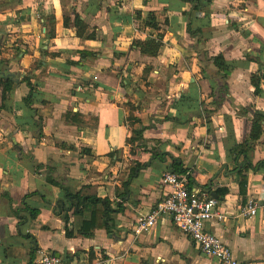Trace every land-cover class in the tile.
Wrapping results in <instances>:
<instances>
[{
  "label": "crops",
  "instance_id": "crops-1",
  "mask_svg": "<svg viewBox=\"0 0 264 264\" xmlns=\"http://www.w3.org/2000/svg\"><path fill=\"white\" fill-rule=\"evenodd\" d=\"M209 1L192 10V0H0V79L12 82L3 101L0 89V264H27L38 249L70 264H219L166 218L132 232L164 195L171 157L189 172V189L226 190L225 219L205 229L240 262L264 264V212L240 209L264 200V169L243 171L240 195L243 157L231 152L264 115V0ZM190 12L202 36L187 32ZM149 13L157 29L145 24ZM159 35L154 57L132 46ZM199 52L230 66L219 106L216 68ZM247 158L264 160V120ZM65 189L123 210L82 235L89 211H62Z\"/></svg>",
  "mask_w": 264,
  "mask_h": 264
},
{
  "label": "built area",
  "instance_id": "built-area-1",
  "mask_svg": "<svg viewBox=\"0 0 264 264\" xmlns=\"http://www.w3.org/2000/svg\"><path fill=\"white\" fill-rule=\"evenodd\" d=\"M188 175V171L182 174L173 172L170 168L164 171L161 182L165 193L149 212L138 214L132 226L133 234L137 236L147 233L158 219L166 218L186 234L203 255L215 259L219 264H255L237 260L230 247L220 237L205 229L206 222L223 221L225 214L217 197L187 187ZM240 209L243 216H255L260 211L264 212V200L249 198ZM33 264L70 263L38 249Z\"/></svg>",
  "mask_w": 264,
  "mask_h": 264
},
{
  "label": "trees",
  "instance_id": "trees-1",
  "mask_svg": "<svg viewBox=\"0 0 264 264\" xmlns=\"http://www.w3.org/2000/svg\"><path fill=\"white\" fill-rule=\"evenodd\" d=\"M192 0L193 6L192 10H198L203 7V3H209V0ZM188 16L187 22V32L189 35H197L201 33V28L194 30L192 27V18L191 12L186 14ZM81 20L79 16L76 15L75 17V24L79 26ZM145 24L151 28L157 29L158 23L155 19L154 14L149 13L147 16V20ZM91 36V35H90ZM92 37V36H91ZM162 37L159 35L156 38L149 37L145 40L135 39L132 41V46H134L138 51L147 56L154 57L157 55L160 47L162 46ZM200 53V61L202 63H209L211 62L212 65L216 68V75L220 79V84L218 85L217 93L218 97L213 101V104L219 106L223 101V94L227 92V84H226V77L230 72V66L226 62L225 58L221 53L215 54L213 56H208L206 52H199ZM202 67V72L205 73V70ZM251 85L254 88V94L258 95L261 92V83L259 78L256 76H251L250 79ZM12 87V82L9 79H0V89H1V100L3 101L6 97L5 93L10 91ZM213 94V92H212ZM34 96L33 90L30 87L28 94L24 97L23 101L27 106L32 104V97ZM264 120V115L260 113H255L251 122L250 131L248 134V138L242 140L239 144L232 148L231 152L234 154V161L237 162V159L240 155H242L243 159L241 162L236 163L237 173L240 177L239 180V193L240 195H245L246 193V183H247V176L243 173V171H256L261 168L264 169V160H260L256 163H252L247 158V151L251 148L252 144L256 142L262 133V121ZM139 135V131L134 132V135ZM132 138V137H131ZM131 138L129 140H131ZM161 158V157H160ZM36 166H40L39 164ZM173 172L178 174L183 173L185 170L181 169L180 162L178 159L171 157V166L169 167ZM54 182L53 180H50ZM127 185V182L125 183ZM226 192V190H215L214 193L216 194L217 198L222 197V195ZM64 196L70 201L69 207H61L62 211H69L72 209L74 213L82 212L84 210L89 211V218L84 220L81 223L80 233L85 236H90L92 234V229L94 227H102L105 226L106 228L109 227V222L111 221L110 215L114 211H122L123 207L121 204H117L116 208H113L111 202L106 198H98L96 196H82L79 193H71L67 189L64 190ZM101 204L102 209H94L91 210L92 205ZM60 212H58L59 214ZM31 214L35 215V210H31ZM67 218V217H66ZM72 233L66 230V235L70 236ZM33 250L31 251L30 259L28 260L27 264H32L33 258Z\"/></svg>",
  "mask_w": 264,
  "mask_h": 264
},
{
  "label": "water",
  "instance_id": "water-1",
  "mask_svg": "<svg viewBox=\"0 0 264 264\" xmlns=\"http://www.w3.org/2000/svg\"><path fill=\"white\" fill-rule=\"evenodd\" d=\"M210 194H211V196H213V197H217L216 194H214L213 192H211Z\"/></svg>",
  "mask_w": 264,
  "mask_h": 264
}]
</instances>
